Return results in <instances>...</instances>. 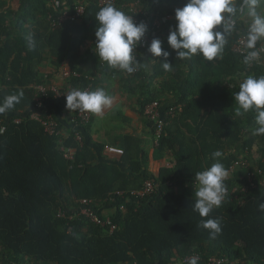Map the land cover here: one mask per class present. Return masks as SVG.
<instances>
[{
  "label": "trees",
  "instance_id": "1",
  "mask_svg": "<svg viewBox=\"0 0 264 264\" xmlns=\"http://www.w3.org/2000/svg\"><path fill=\"white\" fill-rule=\"evenodd\" d=\"M100 1L20 0L17 11L0 13V102L7 95L20 91L24 94L19 104L0 115L5 128L0 136V264H168L191 253L200 255L203 262L199 264L211 257L264 264V212L258 208L264 201V188L252 191L241 206L227 198L209 217L201 218L193 210L195 174L215 162L213 152H222L220 162L226 170L240 161L247 162L244 168L236 169L225 183L227 187L244 183L238 181L239 174L263 171L262 158L256 156L255 149L264 152V136L252 135L257 126L255 113L234 116V96L240 84L250 75L264 76V53L260 62L247 66L232 51L235 39L251 23L245 25L238 19L244 9L241 10L243 0L237 1L235 30L227 37L222 57L213 61L199 55L176 59L167 45L168 26L163 25L158 39L171 53L168 60L172 70L165 71L161 58H154L150 73L144 74L140 66L136 75L127 73L121 81L128 94H136L146 90L151 80L161 78L162 87L175 96L171 106H164L150 94L139 101L142 114L147 104L158 101L165 118L156 147L171 162L158 177L144 171L145 155L140 143L135 147L136 159L126 149L119 160L120 165L129 166L132 175L128 176L120 165L98 159L103 146L99 152L91 148L88 129L92 118L66 135L52 110L42 108L41 117H51L67 136L63 146L76 150L73 159L67 160L58 137L45 134L28 114L35 106L30 87L45 82L36 71L44 51H48L55 68L66 59L73 61L77 38L98 27L96 13L107 5L100 6ZM114 1L113 6L127 15L134 7L143 12H160L161 17L187 2L139 0L138 5L130 6L125 0ZM78 7L83 13L74 21L51 26V20L63 13L75 16ZM6 17L11 18L10 26L6 25ZM175 23L170 24V30ZM29 32L36 40L34 51L28 50L25 41ZM262 45L264 40L259 42ZM145 50L148 48L138 51V60ZM96 64L106 62L97 55ZM70 70L79 75L72 78L73 84L93 91L94 83L86 81L75 68ZM48 98L45 102L63 108L51 95ZM16 119L20 123H15ZM75 135L81 137V144ZM146 181L152 182L151 195L131 194L141 191ZM81 200L89 201L100 219L109 217L115 229L110 232L109 226L92 224L79 213ZM104 208L111 211L109 216L102 213ZM208 218L221 221L222 232L215 240L200 227L201 220Z\"/></svg>",
  "mask_w": 264,
  "mask_h": 264
},
{
  "label": "clouds",
  "instance_id": "2",
  "mask_svg": "<svg viewBox=\"0 0 264 264\" xmlns=\"http://www.w3.org/2000/svg\"><path fill=\"white\" fill-rule=\"evenodd\" d=\"M262 0H243L241 10L247 8V15L251 23L246 35V54L243 63L251 66L261 61L264 48H257V43L264 40V15L257 12ZM237 7L233 0H187L182 8L174 13L175 28L171 29L167 37V45L175 52L176 59H190L202 56L206 61H213L222 57L227 37L235 30ZM98 25L95 31L96 55L110 67L128 74L135 72L142 64L135 56V49L144 37L147 26L144 23H134L131 16L117 9L111 3L100 8L95 16ZM29 51L36 48L34 33L25 36ZM150 59L143 60L147 67L153 58H161L162 68L172 70V63L168 58L170 52L162 47L159 39H152L148 45ZM23 91L7 95L0 102V115L12 110L23 99ZM66 108L69 111H85L95 115H103L114 101L104 89L95 91L71 90L66 96ZM236 107L235 117H244L249 112L255 113L253 136H264V76H248L239 86L234 96ZM215 161L206 170L195 174L197 188L194 193L193 210L201 218L209 217L214 208H219L225 199V179L228 171L220 162L222 152L217 150L211 154ZM264 212V201L258 205ZM200 227L208 231L212 240L222 232L221 221L217 219H202ZM188 264H198V257L189 258Z\"/></svg>",
  "mask_w": 264,
  "mask_h": 264
},
{
  "label": "crops",
  "instance_id": "3",
  "mask_svg": "<svg viewBox=\"0 0 264 264\" xmlns=\"http://www.w3.org/2000/svg\"><path fill=\"white\" fill-rule=\"evenodd\" d=\"M125 1L130 6L139 4V0ZM237 1L233 0L235 6L237 5ZM19 5L20 0H0V13L8 15L9 12L17 11ZM154 14L160 16V12H154ZM238 19L245 25L251 22V18L247 15V8L240 11ZM10 22L11 18H7L6 25L10 26ZM77 39L79 44L77 45L76 52L72 54L73 61L66 59L61 67L55 68L51 64V56L45 50L42 56L43 61L36 67V71L45 82L71 91L73 89L79 90L80 86L73 84L72 80L64 79L62 72L64 69L75 68L86 81L94 83L93 91L99 88L104 89L113 98L114 103L104 111L103 115L92 114V120L88 129L91 148H93L94 152H99L98 148L106 145L120 148L123 151L128 149V154H131L136 159L137 153L135 147L137 143H140V148L145 155V161L142 163L144 171L148 175L158 177L160 170L170 166L171 161L166 157L165 153L157 150L154 144L151 125L143 117L139 101H143L150 94L156 98L155 100L165 103L164 106H171L176 102L173 92L162 87V83H164L163 79L156 78L146 84V90L136 94H128L124 86L121 85V81L127 77L126 72L114 69L107 63L96 64L95 31H90L86 36L78 37ZM150 58L147 50L139 54V60L142 61L141 67L146 75L150 73L151 67L155 65L153 58V60L148 62L147 67L143 66V60ZM43 109L52 110L53 116L61 125L66 135L70 133L71 129H78V127L70 123L72 114L66 109H58L49 101L43 104ZM101 154L102 156L100 154L99 156L97 155L98 159L120 165L119 160L121 156L106 155L103 151ZM120 166L124 173L128 176L132 175L129 166ZM110 212L108 208L102 210L105 216H109Z\"/></svg>",
  "mask_w": 264,
  "mask_h": 264
},
{
  "label": "built area",
  "instance_id": "4",
  "mask_svg": "<svg viewBox=\"0 0 264 264\" xmlns=\"http://www.w3.org/2000/svg\"><path fill=\"white\" fill-rule=\"evenodd\" d=\"M111 3L112 5L115 4L114 0H101L99 2L100 6L109 4ZM179 8H172L171 13L161 17L157 16L154 13H149V12H143L140 9L137 8H132L130 9V14L129 16L132 17L134 23H144L147 26V31L142 38L141 42L137 46V48L134 50L135 51V56L138 59V51L139 50H144L148 48V45L152 41V39L156 38L158 39V30L161 29L163 25L168 26L167 30L165 31V34L169 35L170 32V24L175 23V18H174V13L175 10ZM83 13V9L81 7L76 8V15H69L67 13H63L60 17L57 19L51 20V26L56 27L62 25L65 21L70 20L74 21L75 18L78 15H81ZM142 15L144 16V19L140 18L139 16ZM235 21H237V18H235ZM169 24V25H168ZM249 26L246 28V30L240 34L234 41L232 45V51L239 55L240 57L244 58V55L246 54V35L248 32ZM257 48H264V46H259V42L257 43ZM264 53V52H262ZM261 53V57H262ZM139 72V68L131 73V75H136ZM62 76L64 79L67 80H72V78H78L79 75L76 72H72L70 69H64L62 72ZM35 94L34 97V102L35 106L28 111L29 117L31 120L39 123L41 127L43 128V131L45 134L49 136H55L58 137V143L60 144V150L63 152L64 158L67 160H72L73 156L76 152L74 148L71 147H65L63 146L64 140L67 138V136L59 130V127L57 123L51 118V117H46V119L42 118L40 115V110L43 108V104L45 103V100L49 99L48 97L51 95L53 100L61 102L63 104V108L69 111L66 108V99L65 96L70 92L66 89H61L56 86L51 85L48 82H43L39 85H34L30 87ZM82 91H89V87H86L85 89H79ZM72 114V119L71 123L76 126V127H81L82 125H86L90 122L92 118V114L89 112L85 111H80V110H75V111H69ZM172 114V111H171ZM143 117L146 119V121L151 125V129L154 130L152 131L153 134V139H154V144L155 146L158 143V139L161 136V133L163 131V128L165 126V118L162 116L161 111H160V105L158 101H153L149 104H147L144 109H143ZM173 116V114H172ZM15 123H20L19 119L15 120ZM5 128L3 125L2 118L0 117V136L4 134ZM75 140L77 143L81 144L82 139L79 135H75ZM103 152L106 155L110 156H117L120 157L123 155V150L120 148H116L110 145H106L103 147ZM255 154L256 156H261L262 158V166H263V171L259 170L257 173L255 172H247L245 175H237V179L240 182L244 183H237L236 185L232 187H227L226 186V195L225 199L230 198L232 199L238 206L243 205L246 200H248L249 195L252 193V191H255L260 188H264V152H262L261 149H255ZM250 154L247 151L245 152V156L248 157ZM247 164L246 161H240L239 163H235L233 166H231L227 171H228V177L225 179L224 183H227L233 175L236 174V169L238 167L244 168L245 165ZM239 170V168L237 169ZM153 193V185L152 182L146 181L144 184V188L141 191L138 192H132L131 194L134 196H146V195H151ZM119 195H122L119 193ZM223 201V202H224ZM79 213L87 217L92 224L99 225V226H109L110 227V232H112L115 229V226L112 225L110 218L109 217H103L104 219H100L96 215V212H94L91 207H90V202L87 200H81V208L79 209ZM61 215V213H59ZM198 257V264L200 262H203L202 258L200 257L199 254L197 253H191L184 258L174 261L168 264H188L189 258L191 257ZM204 264H242L239 262V260H229L227 258H216V257H211L207 259V261L204 262Z\"/></svg>",
  "mask_w": 264,
  "mask_h": 264
},
{
  "label": "rangeland",
  "instance_id": "5",
  "mask_svg": "<svg viewBox=\"0 0 264 264\" xmlns=\"http://www.w3.org/2000/svg\"><path fill=\"white\" fill-rule=\"evenodd\" d=\"M134 9V7H133ZM257 12L260 15H264V0H262L261 4L257 7Z\"/></svg>",
  "mask_w": 264,
  "mask_h": 264
}]
</instances>
